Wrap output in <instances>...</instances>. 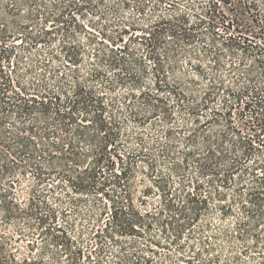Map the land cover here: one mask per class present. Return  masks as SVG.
Wrapping results in <instances>:
<instances>
[{"label":"trees","instance_id":"16d2710c","mask_svg":"<svg viewBox=\"0 0 264 264\" xmlns=\"http://www.w3.org/2000/svg\"><path fill=\"white\" fill-rule=\"evenodd\" d=\"M12 1V9H8L6 14L14 19V25H18L13 29L21 31L24 37L17 43L21 34L16 36L15 31H8L6 20H2L0 179L9 180L5 181V188L0 182V209L5 220L35 219L38 225H42L46 220L56 219L55 210L40 197L31 196L27 207H21L14 197L13 182L10 181L18 175L29 172L37 177L38 183H43L46 166L52 170L57 168L64 176L69 172L76 174L74 188L77 191L86 194L91 188L96 197L110 198L103 182L105 171L113 173L119 186L124 178L134 179L138 171H146L157 191L161 192L162 207L157 213L145 210L142 214L130 204L133 216L127 218L121 207L113 206L112 229L119 236L140 235L141 227L149 232L154 226L151 222L144 224L145 218H151L155 219V224L161 228L160 233L169 242L163 244L149 236L143 246L136 247L130 243L131 250L122 245L119 251L112 252L101 243L98 232L95 237L99 246L94 251H84L83 247L75 245L65 228L49 225L44 233L49 236L47 242L52 243L45 244L46 250L51 249L50 261L39 255L16 262L9 253L0 255V264H93V252L97 257L95 264H114L103 260L110 253L117 261L115 264H163L159 248L168 249L169 245L177 244L178 251L182 250L178 242L186 229L198 220L201 210L207 208L208 199L216 203L222 215L231 212V206L224 203L226 194L223 190H227L234 173H238L241 187L247 189L249 203L253 207L260 206L264 201L258 192V184L264 187V174H258V169L264 172V160H261L264 153L258 156V147L264 146V47L250 45L242 36L228 35L224 38L217 33L218 25L230 29L233 22L235 31L240 33L239 18L234 16L235 20L225 22L226 16L217 7L219 1L228 5L231 0H214L207 5L200 0ZM116 1L124 6L132 2L140 16H145L150 6L152 12L148 16V24L142 27L134 18H120ZM238 1L242 12L264 31V8H260L264 0ZM21 7L28 10L26 18L22 16L24 10ZM110 14L116 15L113 22L108 19ZM40 16L42 23L37 21ZM95 17L101 21L97 24H105L104 28L96 25ZM22 19L24 22L18 24ZM32 25L36 28L34 33L30 29ZM109 27L115 29L112 35L108 34L111 32ZM136 27L140 28V38L132 33ZM219 39L225 41L222 45L229 49L230 56L236 55L239 49L244 55L252 56L254 61L253 67H247L244 61L237 65L231 63L227 70V83L217 74L223 68L220 62L223 51L217 49ZM24 40L37 51L33 54L31 66L25 70L30 72L38 66L44 72L38 75L39 82L30 81L28 86L23 84L20 72V66L26 62L21 52H17L25 47ZM135 42L145 46L146 57L153 61L150 74L143 65L141 69L137 68L143 62L137 56L138 49L130 47ZM41 45L48 49L47 59L40 54L43 53L39 50ZM57 45L59 50L56 52L54 48ZM159 47H163L165 55L156 53ZM181 57L189 63L191 60L197 62L190 67L193 73L179 69ZM60 58L64 63L62 68L69 74L59 77L56 70L59 67L53 68L50 63L62 62ZM12 60L14 65L10 71ZM85 60L90 67L88 73L82 75L79 66ZM253 70H257L256 77ZM92 81L101 82L103 94L99 95L94 88L87 86ZM255 83H258L257 91L254 90ZM233 86H236V91H233ZM116 87L125 88L132 101L130 120L138 126L146 123L156 126L163 122L167 126L164 140L155 138L149 143L142 131L125 135L121 130V120L112 110L115 100L104 103V96ZM223 90V94L232 96L233 101L223 97L219 107H209ZM241 103L243 111L239 118L247 129L246 133L233 118V109ZM175 112L183 118L182 124L177 122ZM243 112L248 113L244 122ZM159 117L162 121H157ZM12 119H17L19 125L9 122ZM30 124L32 126L29 127ZM33 124L37 125L36 129ZM182 145L184 149L180 148ZM157 153L158 156L175 159L173 171L183 177H189L190 164L193 175L198 174L202 179L210 177L212 193H208L209 198H200L202 186L198 182L193 188L196 193L188 191L191 177L183 180L178 192L172 191L167 182L158 184L163 175L156 168ZM244 176L250 177L249 185L246 182L241 184ZM71 177L68 176L66 181L74 184ZM240 204L246 210L242 200ZM42 208L48 209L47 216L41 214ZM102 232L107 236L111 230L106 225ZM8 241L10 238L5 237L0 245ZM114 242L120 243L119 240ZM166 257L170 259L168 254ZM180 259L175 258L176 261Z\"/></svg>","mask_w":264,"mask_h":264},{"label":"rangeland","instance_id":"374dc122","mask_svg":"<svg viewBox=\"0 0 264 264\" xmlns=\"http://www.w3.org/2000/svg\"><path fill=\"white\" fill-rule=\"evenodd\" d=\"M200 1L204 3V5H207V2L214 0ZM12 2V0H0V28L4 23L2 20L5 19L9 28L8 31H15V35L17 36L21 34V31L13 29L18 25L17 23L14 25V19L11 17V15L6 14L8 9H12ZM230 2L231 4L226 5L219 1L217 7L218 10L226 16L225 22H228L230 19L235 20L234 16L239 18L240 33L235 31L236 24L234 22L231 23L232 25L230 29H226V27L218 25V28L216 29L217 33L224 38H226L228 35L238 37L242 36V38L244 37L248 39L250 45L258 44V46L264 47V31L259 29L257 24L251 22V17L248 14L242 12L240 7L241 4L238 0H231ZM115 5L120 18H134L135 22L139 24V26L142 25V27L148 24V16L152 12V8L150 6L147 8L145 16H140L136 13L134 4L132 2H129L128 6H124L120 2L116 1ZM21 8L24 10V14H22V16L23 18H26L25 15H27L28 10L23 7ZM260 8L263 9L264 5L260 4ZM115 17L116 15L110 14L108 19L113 22ZM41 19V16L37 19L38 23H42ZM23 22L24 19H22L18 24H22ZM95 23L99 28L105 27L103 22L102 24H97L101 23L97 17H95ZM85 24L88 28H90L87 23ZM30 29L34 33L36 28H34L32 25ZM108 29L111 30V32L108 34L112 35V32L115 29L111 27ZM96 32L98 33L99 30H96ZM132 33H135L134 36L137 35L138 38L142 36L140 28L138 27H136L135 32ZM21 36L22 37L18 36L16 41L17 43L23 39V34H21ZM219 40L220 41L218 43L217 49H221L223 51V56L220 59L223 68L220 69L217 74L221 75L227 83L229 82V78L226 77L228 73L227 70L229 69L228 66L231 63L237 65L239 61H244V64L247 67H253L254 61L252 56L244 55L241 51H239V49L235 52L236 55L230 56L229 49L222 45V42L225 41L222 39ZM130 47L131 49H138L136 52L137 56L138 58H141L143 62V64H139L137 68L141 69V66L143 65L145 66L144 69L150 74L152 72L151 67L153 66V61L146 57L147 52L145 46L141 45V42H135L131 43ZM39 48V50L43 52L40 53L39 51V53L42 54V58L47 59L49 56V54H47L48 49L42 45ZM58 50L59 48L57 45L56 48H54V51L57 52ZM18 51L21 52L20 55H22L23 60L26 62V64L20 66L22 81L24 82L23 84L28 86L27 84L30 81L39 82L40 77L38 75L40 72L42 74L44 73L43 69L36 66L33 67L30 72L25 70V68L31 64V59L34 58L33 54L37 53L36 49L31 48L28 46V42H25V47L23 49H18L17 52ZM156 53L160 55L166 54L163 47L157 48ZM60 60L62 59L60 58ZM128 60L130 61V59ZM191 61L192 62L189 63L187 59L181 57L178 63L179 69L190 74L193 73V70H191L190 67L197 64V62L195 60ZM10 64L11 66L9 69L11 71L14 61L12 60ZM50 65L53 68L59 67L56 69L58 70L59 77L64 75V73L69 74L65 68H62V65H64L63 60L62 62L54 61V63H50ZM89 67L90 65L88 64V61L85 60V62L79 66L81 74L83 75L88 73ZM7 70L8 69L6 68V71ZM253 75H257V70H253ZM12 76L14 77L13 73ZM144 77L148 80L151 79L149 76L144 75ZM68 79L71 80L69 77ZM50 84L51 86L53 85L51 82ZM100 84V81H92L88 83L87 86L94 88L97 94L101 95L103 94L104 90L101 89ZM232 88L233 91H236V86H233ZM254 90H258V83H255ZM223 92L224 90L220 92V95L213 100L212 106L209 107H219L223 97L228 101H233L232 96H226V94H223ZM104 98L105 104H109L111 100H115L116 105L112 110L117 118L121 120V130L125 132V135L131 136L134 133L142 131V134L149 143H151L155 138L162 140L165 139L167 126L164 125L163 122H158L156 126H152L149 123H146L144 126H138L130 120L132 101L128 97L127 90L125 88L116 87L114 91L107 92ZM244 98L247 100L249 99L247 97ZM242 108L243 103H241V106H237V108L235 107L233 109V118L237 126L242 128L246 133L247 129L241 125L242 120L239 118V114L243 111ZM259 113L261 112L259 111ZM243 114L245 115V117H243L244 122V118L246 119L248 113L243 112ZM175 118L180 124L184 122L179 113L175 112ZM157 121H162V118ZM9 122L16 124V126L19 125L17 119H12ZM33 125L36 129L37 125ZM30 126H32V124H30L29 127ZM180 148L184 149L183 145L180 146ZM258 149V156H262L264 153V146L258 147ZM261 160H264V158L262 157ZM175 161V159L172 160L158 156L157 153L156 168L163 175V177L158 180V184H164V182H167V184L169 183L172 191L178 192L183 180L186 181V179L191 177V185L188 186V191L196 193L197 191H194L193 188L196 187V182H198L202 186V189L200 190L202 197L200 198H209L208 193H212V186L209 183L210 177H207V179H202L198 174L193 175L192 164H190L189 168V177H183L179 173H175V171H173V164ZM116 169H118V167H115V170ZM60 172V169L54 168V170H52V168L46 166V174L44 177L45 182L43 183H38L37 177H34V175H31L29 172L23 176L18 175L15 178L10 179V181L13 182L12 191L15 194L14 197L16 198L17 202L21 204V207H27V200L31 196L34 195L35 198L40 197V200H44L55 210L56 219L52 221L46 220V222L42 225H38L35 219L29 220L27 218L21 220L11 219L8 221L5 220V215L0 209V244L5 237L10 238V241L5 243V245H0V255H7L11 253L16 262H20L23 260V258H37L39 255L44 256L46 260L50 261L52 258L50 252L51 249L46 250L45 244L48 243L51 245L52 243L47 242L49 241V236L44 233L45 228H48L49 225L61 226L62 228H65L74 240L75 245L83 247L84 251H94L99 246L98 238L95 237V234L98 232L101 234V243L105 247L109 248V250L112 252L119 251L122 245L128 246L126 247V250H131L132 248L129 246L130 243L135 244L134 246L136 247L143 246L147 244L149 236H153L163 244H167V242H169V240L160 233L161 228L159 225L157 226L155 224V219L151 220V218H145L144 224L151 222L154 223V226L149 232H147L144 227H141L142 234L140 235L119 236L112 229L114 226V222L111 217L113 206L119 208L121 207L124 216L127 218L133 216L130 204H132V206H134L142 214H144L145 210L157 213L162 207L160 198L161 192L157 191L156 184H153V182L150 180V177L147 176L146 171L145 173L138 171L134 179L124 178L121 181L120 186L117 184V179L113 173H111V171H105V180L103 182L106 183L105 190L110 198H106L104 196L96 197V195L91 193V188L87 189L86 194L77 191V189L74 188V185L77 182L76 174L69 172L68 175L64 176L59 174ZM258 174L263 175L264 172H261V170L258 169ZM154 175H156V173H154ZM68 176H72L71 178H73L72 180L74 184L71 182L68 183L66 181L68 180ZM232 177V181L229 183L227 190H223L226 194V200L224 203L226 206H231V212L222 215L216 203L208 199L207 208H203L201 210L198 220L186 229L185 233L178 242L180 245H182L181 247H183V249L178 251L177 244L169 245V247H167L168 249L159 248L158 251L161 253V258L164 260L163 264H264V201L261 202L258 208L253 207L249 203L247 189L242 188L239 184L240 182H238V173H234ZM249 178V176H244L242 178L243 180L241 181V184L246 182V184L249 185ZM6 180L3 179L2 181L0 179L3 188H5V184H7V182H5ZM97 185L99 186V183H97ZM258 192L260 193V197L264 199V187L261 188L259 184ZM241 200L246 204V210L242 209L240 204ZM247 211L250 213L248 214ZM41 214H43V216H47L48 209L42 208ZM106 225L111 230L110 235L113 236L112 238L110 235L106 236V233L102 232L105 230ZM115 240H119L120 243H115ZM205 250H208V252ZM166 254L170 256V259L167 257L165 258ZM197 254L200 255L197 256ZM176 257H180V261H176ZM91 260L93 264L96 263L97 257L94 252L92 253ZM103 260L106 263L111 261L115 264V262H117L113 257V253L107 254Z\"/></svg>","mask_w":264,"mask_h":264}]
</instances>
